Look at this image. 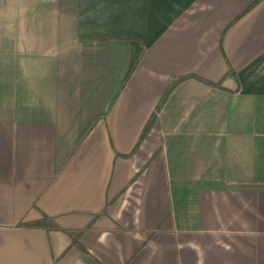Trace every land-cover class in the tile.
<instances>
[{"label": "crops", "instance_id": "0c3cea01", "mask_svg": "<svg viewBox=\"0 0 264 264\" xmlns=\"http://www.w3.org/2000/svg\"><path fill=\"white\" fill-rule=\"evenodd\" d=\"M0 264H264V0H0Z\"/></svg>", "mask_w": 264, "mask_h": 264}, {"label": "trees", "instance_id": "16d2710c", "mask_svg": "<svg viewBox=\"0 0 264 264\" xmlns=\"http://www.w3.org/2000/svg\"><path fill=\"white\" fill-rule=\"evenodd\" d=\"M173 88H174V86H173V87L171 86V88L169 89V91H168V93H167L166 96H168V95L171 93V91L173 90ZM165 98H166V97H165ZM165 98H164V99H165ZM163 101H164V100H163ZM152 122H153V121H152Z\"/></svg>", "mask_w": 264, "mask_h": 264}]
</instances>
